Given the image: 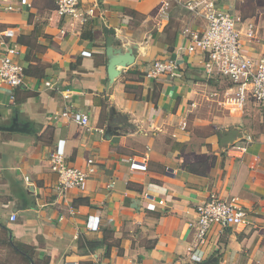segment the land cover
Listing matches in <instances>:
<instances>
[{"label":"crops","instance_id":"obj_1","mask_svg":"<svg viewBox=\"0 0 264 264\" xmlns=\"http://www.w3.org/2000/svg\"><path fill=\"white\" fill-rule=\"evenodd\" d=\"M159 3L107 0L83 25L58 17L54 0L3 15L0 29H16L18 61L30 69L24 87L0 82V127L16 117L33 131H0V264H264V117L248 128L249 114L211 106L219 88L225 95L232 86L208 78L203 55L187 54L180 35L203 22L177 7L163 19ZM222 4L242 27L253 17L239 8H264V0ZM106 29L114 31L113 48L135 54L111 82ZM257 29L243 46L254 59L264 55ZM169 58L176 77H144L148 63ZM64 111L86 115L88 126ZM231 129L241 138L221 144ZM57 149L72 167L94 160L85 191L57 194L49 168ZM212 193L247 208L250 225L213 226L194 262L195 208Z\"/></svg>","mask_w":264,"mask_h":264},{"label":"built area","instance_id":"obj_2","mask_svg":"<svg viewBox=\"0 0 264 264\" xmlns=\"http://www.w3.org/2000/svg\"><path fill=\"white\" fill-rule=\"evenodd\" d=\"M35 0H0V24L6 13L31 8ZM85 0H54L55 14L61 18L83 25L94 15V9L107 0H93L89 9L83 10ZM223 0H160L159 14L168 19L169 11L177 7L184 10L193 20H200L204 26L193 30L185 25L180 35L186 40L187 54L203 55L202 67L208 78H218L228 82L232 92L226 94L223 105L231 114H241L249 102L264 109V55L254 59L243 53L245 43L256 38V27L244 21L241 16L224 8ZM21 46L16 41V29H0V82L12 88L25 86L24 68L19 63ZM176 60L156 59L148 63L143 75L146 79L161 77L174 78L178 75ZM46 87L51 85L46 82ZM61 117L68 118L77 126L87 127L89 119L79 113L62 112ZM50 170L57 175L56 192L64 196L68 190L85 191L88 179L95 172V162L88 159L84 168L67 164L63 151L57 149L49 156ZM28 181V178H25ZM71 209V208H70ZM72 211V209H71ZM196 221L191 225L195 230L196 248L190 255L194 262L201 260L202 249L215 225L227 227H246L250 225L248 209L239 205L234 198H222L209 194L195 208ZM16 215L10 216L15 221ZM97 225L91 230H97Z\"/></svg>","mask_w":264,"mask_h":264},{"label":"water","instance_id":"obj_3","mask_svg":"<svg viewBox=\"0 0 264 264\" xmlns=\"http://www.w3.org/2000/svg\"><path fill=\"white\" fill-rule=\"evenodd\" d=\"M107 33L106 39V56L108 57L107 63V76L109 82L119 75L120 69H124L134 63L135 54L134 49L129 48L126 51L121 49L113 48V30L106 29ZM0 131L5 132H18V133H31L33 130L29 128V125L26 123H21L15 117L13 118L9 126L0 127ZM107 136H110V132L106 133ZM236 138H241L240 134L236 129H231L227 134L223 135L220 142L221 144H232ZM203 264H213L212 262L203 263Z\"/></svg>","mask_w":264,"mask_h":264},{"label":"rangeland","instance_id":"obj_4","mask_svg":"<svg viewBox=\"0 0 264 264\" xmlns=\"http://www.w3.org/2000/svg\"><path fill=\"white\" fill-rule=\"evenodd\" d=\"M239 10L244 13L250 12V14L253 17V20L251 23L255 25L257 32H258L257 27L260 28V31H261L260 35L262 36V38H264V8H239ZM221 81H222V85H220L221 87L230 86V84L226 82L225 80H221ZM215 94L216 95L210 97L211 106H213L216 109L223 110L224 109L223 100L226 94L224 95V90L222 88H219ZM246 113L250 115V117L245 118L246 120L245 123L248 128H249L250 122L252 123L253 129L257 127V123L259 122V121L257 122V117L259 116L264 117V109L258 107L253 102H249L246 106V109L244 108L243 113H242L243 117L245 116Z\"/></svg>","mask_w":264,"mask_h":264},{"label":"trees","instance_id":"obj_5","mask_svg":"<svg viewBox=\"0 0 264 264\" xmlns=\"http://www.w3.org/2000/svg\"><path fill=\"white\" fill-rule=\"evenodd\" d=\"M88 37H91V36H88ZM29 69L30 68H27V69L24 68V74L29 75L28 74L29 73ZM85 243L87 244V246H89L91 248H96V246H98V242H95V241H85ZM15 250L20 253V250L18 248L15 249ZM106 254L108 255V252ZM25 255L27 256L26 253H25ZM26 259L28 260L29 258H26Z\"/></svg>","mask_w":264,"mask_h":264}]
</instances>
